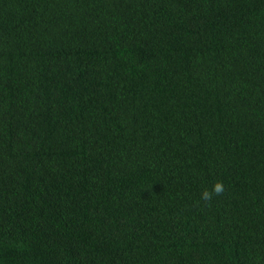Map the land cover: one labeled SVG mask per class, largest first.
<instances>
[{"label":"trees","instance_id":"16d2710c","mask_svg":"<svg viewBox=\"0 0 264 264\" xmlns=\"http://www.w3.org/2000/svg\"><path fill=\"white\" fill-rule=\"evenodd\" d=\"M0 264H264V0H0Z\"/></svg>","mask_w":264,"mask_h":264},{"label":"clouds","instance_id":"9594fccd","mask_svg":"<svg viewBox=\"0 0 264 264\" xmlns=\"http://www.w3.org/2000/svg\"><path fill=\"white\" fill-rule=\"evenodd\" d=\"M223 192H224V185L222 181H216L213 184L211 191H209L208 189H204L201 192L200 199L205 202H208L211 201L214 196L221 195L223 194Z\"/></svg>","mask_w":264,"mask_h":264}]
</instances>
